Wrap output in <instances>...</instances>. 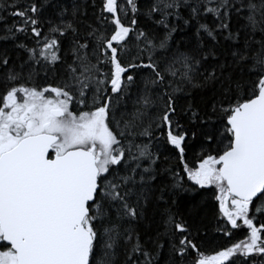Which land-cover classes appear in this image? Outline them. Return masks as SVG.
<instances>
[{
  "label": "snow or ice",
  "instance_id": "1",
  "mask_svg": "<svg viewBox=\"0 0 264 264\" xmlns=\"http://www.w3.org/2000/svg\"><path fill=\"white\" fill-rule=\"evenodd\" d=\"M0 25V264H264V0H0ZM210 210L246 231L206 255Z\"/></svg>",
  "mask_w": 264,
  "mask_h": 264
},
{
  "label": "trees",
  "instance_id": "2",
  "mask_svg": "<svg viewBox=\"0 0 264 264\" xmlns=\"http://www.w3.org/2000/svg\"><path fill=\"white\" fill-rule=\"evenodd\" d=\"M9 23H11V18H9ZM2 27V25H0ZM12 44L11 41H8L6 44L4 42H0V47L8 46L10 47ZM198 149H194L193 152L189 153V163L195 164L198 163V159L195 156V151ZM208 224V240L203 245L202 250L206 255H212L215 252L221 250L225 246H230L232 243L238 242L245 238V231L244 229L234 231V235L232 238H227L221 232L216 231V222L212 217V210L209 211L208 219L206 221ZM256 264H260V258H257Z\"/></svg>",
  "mask_w": 264,
  "mask_h": 264
}]
</instances>
